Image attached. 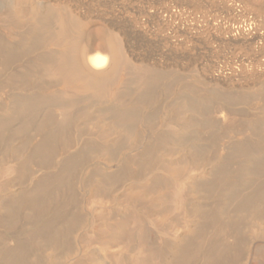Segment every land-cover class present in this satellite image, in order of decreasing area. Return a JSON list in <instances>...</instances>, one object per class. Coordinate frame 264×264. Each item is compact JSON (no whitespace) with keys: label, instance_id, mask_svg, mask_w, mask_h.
I'll use <instances>...</instances> for the list:
<instances>
[{"label":"bare ground","instance_id":"1","mask_svg":"<svg viewBox=\"0 0 264 264\" xmlns=\"http://www.w3.org/2000/svg\"><path fill=\"white\" fill-rule=\"evenodd\" d=\"M0 0V264H264V0Z\"/></svg>","mask_w":264,"mask_h":264},{"label":"rangeland","instance_id":"2","mask_svg":"<svg viewBox=\"0 0 264 264\" xmlns=\"http://www.w3.org/2000/svg\"><path fill=\"white\" fill-rule=\"evenodd\" d=\"M115 1L117 2V4L120 2L119 0H114V2H115Z\"/></svg>","mask_w":264,"mask_h":264}]
</instances>
